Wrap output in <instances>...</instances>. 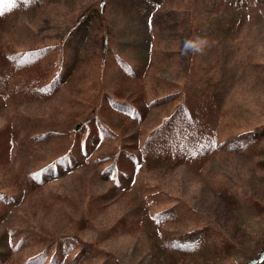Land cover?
Listing matches in <instances>:
<instances>
[{"label":"rangeland","instance_id":"374dc122","mask_svg":"<svg viewBox=\"0 0 264 264\" xmlns=\"http://www.w3.org/2000/svg\"><path fill=\"white\" fill-rule=\"evenodd\" d=\"M213 4L0 3V264L258 257L264 0ZM193 37L207 47L182 55ZM34 49L42 61L19 62ZM185 96L197 123L146 149Z\"/></svg>","mask_w":264,"mask_h":264},{"label":"trees","instance_id":"16d2710c","mask_svg":"<svg viewBox=\"0 0 264 264\" xmlns=\"http://www.w3.org/2000/svg\"><path fill=\"white\" fill-rule=\"evenodd\" d=\"M245 1L247 2V0H220V1L214 0V4L212 7H214V6H216L218 8L219 7H226L229 4L230 5H234L235 3L241 4ZM45 52L46 51H44V50L42 51L40 49L26 50L19 57L18 60H19V62H22V63H29V64L35 63V62L39 63L40 61H42L44 59ZM51 61L52 60H50V62ZM58 76H59V74L56 73L53 76V80L47 83V86L50 87V88H48V90H50V92L54 89H57V86H56L57 83L55 82L54 78H57ZM115 102H117L116 106H118L117 108L119 110L128 112V114L136 115V106L133 105L132 103L119 104L120 102L118 100H116ZM188 103H189L188 97L185 96V99L180 104L176 105L173 108L172 113L169 115V122H168V118H167V123L164 126L157 127L151 134H149L147 141H146V144H145L146 149L150 148L151 146H154L155 144L157 145V147L163 146L165 144L166 138L169 135H175V138L178 139L177 130L179 127L186 128V127H189V126L197 123V119L194 117L192 110H191ZM170 120H172L173 123H170ZM170 125H172L171 126L172 130L170 128ZM102 128H103V131H101L99 133H107L109 130L105 126H103ZM165 132H167V134H162ZM201 148H199L198 150H200ZM126 154L128 155V158H131L134 156L133 154H130V153H126ZM3 201H5V200L3 199ZM256 257H257V255H256ZM256 257L254 260L251 261L250 264H264V248L261 250L258 257L257 258ZM43 258L44 257H42V256L40 257V259H43Z\"/></svg>","mask_w":264,"mask_h":264},{"label":"clouds","instance_id":"9594fccd","mask_svg":"<svg viewBox=\"0 0 264 264\" xmlns=\"http://www.w3.org/2000/svg\"><path fill=\"white\" fill-rule=\"evenodd\" d=\"M208 41L201 37H193L185 39L181 49L182 55H188L189 53H202L207 47Z\"/></svg>","mask_w":264,"mask_h":264},{"label":"snow or ice","instance_id":"6c2138e0","mask_svg":"<svg viewBox=\"0 0 264 264\" xmlns=\"http://www.w3.org/2000/svg\"><path fill=\"white\" fill-rule=\"evenodd\" d=\"M4 2V0H0V3H3Z\"/></svg>","mask_w":264,"mask_h":264}]
</instances>
